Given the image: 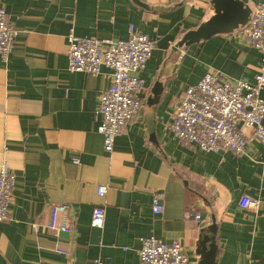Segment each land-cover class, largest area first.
Returning a JSON list of instances; mask_svg holds the SVG:
<instances>
[{"label":"crops","instance_id":"1","mask_svg":"<svg viewBox=\"0 0 264 264\" xmlns=\"http://www.w3.org/2000/svg\"><path fill=\"white\" fill-rule=\"evenodd\" d=\"M139 1L148 8L133 0H0L15 29L11 56H0V170L7 165L17 179L0 228V264H143L146 237L177 241L200 264L214 221L215 264H264V146L253 140L241 156L205 153L168 129L184 92L210 69L254 82L263 55L232 33L183 47L180 59L175 45L214 16L213 5ZM241 1L253 9L264 0ZM130 26L155 50L136 74L145 81L143 110L107 155L99 105L111 71L70 73L68 37L126 40ZM155 194L160 215L152 212ZM243 195L260 201L257 211L240 208ZM56 204L69 205L71 233L49 229ZM97 207L106 213L101 229L91 226Z\"/></svg>","mask_w":264,"mask_h":264},{"label":"built area","instance_id":"2","mask_svg":"<svg viewBox=\"0 0 264 264\" xmlns=\"http://www.w3.org/2000/svg\"><path fill=\"white\" fill-rule=\"evenodd\" d=\"M234 34L263 55L259 71L254 82H247L233 80L210 69L196 84L187 88L168 125L169 131L187 148L205 153L229 151L241 156L246 154L250 141L264 146V1L254 6L251 21ZM14 40L11 17L0 7V56L4 61H8L13 52ZM68 48L70 73L99 75L104 68L111 71V84L100 97L101 123L98 127V133L104 137V152L111 155L117 137L143 110L140 94L145 89V81L136 74L142 72L152 59L155 42L130 26L126 40L84 39L71 34ZM177 52L183 59L184 51L178 49ZM16 183V176L4 165L0 170V228L9 220ZM107 191V187L99 186L98 196L105 197ZM239 205L243 211L254 212L260 201L243 195ZM163 210L162 195L155 194L152 212L160 215ZM69 213L67 204L52 205L49 229L71 233ZM105 217V209L97 207L92 214L91 226L101 229ZM194 218L202 223L199 213ZM58 253L67 258L72 256L63 250ZM139 257L143 264H192L179 242L166 243L155 237L142 239Z\"/></svg>","mask_w":264,"mask_h":264},{"label":"water","instance_id":"3","mask_svg":"<svg viewBox=\"0 0 264 264\" xmlns=\"http://www.w3.org/2000/svg\"><path fill=\"white\" fill-rule=\"evenodd\" d=\"M137 5L148 8L139 0H133ZM187 0H182L181 5ZM213 5L214 16L207 22L202 23L198 29L187 33L175 48L181 50L183 47L199 44L217 35L232 34L242 30L252 19V9L241 0H209ZM214 221V219H213ZM217 225L214 223L205 231V238L202 246L206 250L203 262L205 264H215L217 256L216 242ZM201 254L203 251L200 252Z\"/></svg>","mask_w":264,"mask_h":264}]
</instances>
